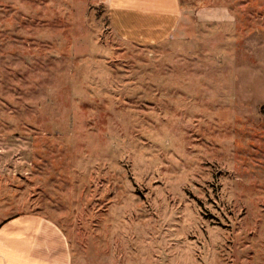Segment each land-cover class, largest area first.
Instances as JSON below:
<instances>
[{"label":"rangeland","instance_id":"rangeland-1","mask_svg":"<svg viewBox=\"0 0 264 264\" xmlns=\"http://www.w3.org/2000/svg\"><path fill=\"white\" fill-rule=\"evenodd\" d=\"M156 47L97 0H0V205L74 264H264V0ZM204 30V31H202Z\"/></svg>","mask_w":264,"mask_h":264},{"label":"crops","instance_id":"crops-1","mask_svg":"<svg viewBox=\"0 0 264 264\" xmlns=\"http://www.w3.org/2000/svg\"><path fill=\"white\" fill-rule=\"evenodd\" d=\"M97 2L118 39L142 47L194 40V25L216 30L237 23L229 7L216 0ZM7 212L0 205V264H74L71 240L58 223L35 212Z\"/></svg>","mask_w":264,"mask_h":264}]
</instances>
